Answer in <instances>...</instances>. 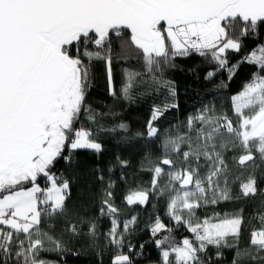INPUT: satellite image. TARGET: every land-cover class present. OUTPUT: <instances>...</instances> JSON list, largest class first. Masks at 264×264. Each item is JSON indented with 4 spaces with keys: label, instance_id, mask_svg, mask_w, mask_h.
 Wrapping results in <instances>:
<instances>
[{
    "label": "snow or ice",
    "instance_id": "obj_1",
    "mask_svg": "<svg viewBox=\"0 0 264 264\" xmlns=\"http://www.w3.org/2000/svg\"><path fill=\"white\" fill-rule=\"evenodd\" d=\"M258 34L264 39V0H0V264H52L41 253L63 252L81 239L96 248L100 238L110 264H136L127 238L138 216L122 207L146 206L151 196L164 199L168 218L149 215L145 225L159 250L156 264H223L225 250L232 252L227 264H264V200L247 219L243 206L216 211L222 203L264 195V170L259 183L257 174L264 169V43L233 64L228 58ZM117 41V58L142 60L152 83L173 101L175 82L163 74L177 67V57L197 55L213 66L206 81L221 71L231 81L242 64L255 66L229 97L231 115L202 104L161 139L154 122L179 105L154 106L147 137L160 140L161 155L145 157L150 185L130 190L121 205L115 182L104 184L98 167L81 172L78 157L81 150L103 152L100 132L127 131L124 123L98 125L102 114L87 103L94 60L105 63L109 94L117 96ZM141 75L123 69L122 99H133ZM91 180L102 185L99 203L70 205L73 185L83 182L90 192ZM92 206L97 214L87 215ZM104 218L110 227L101 233Z\"/></svg>",
    "mask_w": 264,
    "mask_h": 264
},
{
    "label": "trees",
    "instance_id": "obj_2",
    "mask_svg": "<svg viewBox=\"0 0 264 264\" xmlns=\"http://www.w3.org/2000/svg\"><path fill=\"white\" fill-rule=\"evenodd\" d=\"M257 43H264V39L259 34L255 37H247L245 47L240 53H228L229 63H235ZM119 54L120 47L117 41L113 44L112 53L113 81L117 96L114 97L109 94L105 63L94 60L90 65L91 87L88 91L87 103L95 112L102 114L98 116V125H102L107 129L124 123L127 125V131L117 129L115 132H100L98 140L103 145V152L97 155L88 150H81L78 154L81 172L88 173L91 169L98 167L99 172L97 174L104 176V184L109 181L115 182L113 191L117 205L123 203L124 197L130 190L150 185L152 174L147 170L145 157L150 156L154 160L161 155L159 150L160 140L147 137V123L151 118L154 106H163L165 103L172 102L179 105L176 109L164 112L154 122L155 126L161 129L160 138L163 139L166 129H170V126L184 121L189 114L200 108L202 104L214 103L217 110L223 108L231 115L229 97L240 91L242 84L255 71V66L244 63L231 81H228L227 73L223 71L219 72L211 81H206L204 75L213 66L208 65L203 58L197 55L187 58L177 57L175 60L177 67L167 69L163 74L164 79L175 82L177 96L173 101L168 95L167 89L152 83L150 74L146 73L143 67L142 60L134 56L127 59H118ZM85 63H87V60H85ZM123 69L141 73L142 75L137 77V80L144 81L136 84L133 89V99L130 101L120 97ZM190 69H194V71H190ZM157 76H159V73H157ZM221 81L227 83V88L218 87ZM81 122L89 125V122L83 116ZM91 126L96 127L97 125ZM138 133H143V135H137ZM117 157L120 160H126L128 162L127 166H122ZM57 167L63 170V162L58 164ZM262 170L264 169L257 170L258 183L259 172ZM90 183V192L83 182L73 185L70 205L71 203H83L85 205L99 203L98 196L102 185L95 180H91ZM260 186L264 188V184ZM234 191H238V189H234ZM82 193L83 195H81ZM261 200H264V195L260 194L247 201L241 198L239 201L220 204L217 206L216 211L233 210L243 206L245 208V218L247 219L252 215L254 209L260 210ZM153 204L156 205L155 209L152 207ZM164 208V199H157L155 196L150 197V202L146 206L136 205L129 208L126 204L123 205L122 212L138 216V223L127 238L134 245L132 258L136 264H156L159 250L150 242V233L145 225L149 215L154 214H159L165 223H168V218L164 216ZM97 211L98 209L92 206L86 214L96 215ZM254 223L257 227L259 226L258 221H254ZM109 227L110 222L107 218H104L100 223V232H106ZM184 235H187V233L185 232ZM247 236L248 233L245 232L242 243H246ZM177 238H179V235ZM97 244L99 247H89L88 243L81 239L73 241L63 252L41 253V258L51 261L52 264H110L111 252L104 250V239H98ZM140 244H145L143 250L140 249ZM124 251H128L127 247ZM135 253H140V255ZM225 256L227 260L223 264H227V261L231 260L232 252L225 250Z\"/></svg>",
    "mask_w": 264,
    "mask_h": 264
},
{
    "label": "rangeland",
    "instance_id": "obj_3",
    "mask_svg": "<svg viewBox=\"0 0 264 264\" xmlns=\"http://www.w3.org/2000/svg\"><path fill=\"white\" fill-rule=\"evenodd\" d=\"M209 211H211V209Z\"/></svg>",
    "mask_w": 264,
    "mask_h": 264
}]
</instances>
